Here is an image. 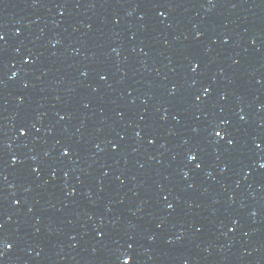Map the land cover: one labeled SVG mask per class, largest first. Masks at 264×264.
<instances>
[{
    "label": "water",
    "instance_id": "obj_1",
    "mask_svg": "<svg viewBox=\"0 0 264 264\" xmlns=\"http://www.w3.org/2000/svg\"><path fill=\"white\" fill-rule=\"evenodd\" d=\"M0 35V264H264V0H0Z\"/></svg>",
    "mask_w": 264,
    "mask_h": 264
},
{
    "label": "snow or ice",
    "instance_id": "obj_2",
    "mask_svg": "<svg viewBox=\"0 0 264 264\" xmlns=\"http://www.w3.org/2000/svg\"><path fill=\"white\" fill-rule=\"evenodd\" d=\"M161 15H163V13H161ZM2 39H3V36L0 35V40H2ZM206 91H210V89H206ZM197 99H199V97H197ZM241 119H243V117H241ZM25 134H26L25 131L23 129H21V135H25ZM215 135L217 137H220L221 136V133L220 132H216ZM150 142H153V141H150ZM228 143L229 144H232L233 141L232 140H229ZM64 155H69V151L67 149L64 151ZM196 159H197V156L196 155H189V160H196ZM196 167L197 168H200L201 165L200 164H197ZM262 167H264V165H262ZM169 207H171V205H169ZM0 227H2V225H0ZM8 247L10 248L11 245H8ZM129 247H131V245H129ZM2 255H3V253L0 252V256H2ZM125 264H127V261L125 262Z\"/></svg>",
    "mask_w": 264,
    "mask_h": 264
}]
</instances>
